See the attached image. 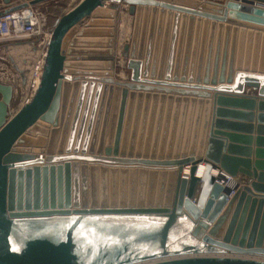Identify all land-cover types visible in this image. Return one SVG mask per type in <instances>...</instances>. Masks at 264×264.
Instances as JSON below:
<instances>
[{"label":"water","instance_id":"obj_1","mask_svg":"<svg viewBox=\"0 0 264 264\" xmlns=\"http://www.w3.org/2000/svg\"><path fill=\"white\" fill-rule=\"evenodd\" d=\"M120 4L128 81L114 78ZM88 16L104 29L77 32ZM84 44L100 49L69 48ZM70 67L101 72L72 80ZM171 95L264 109V0H79L57 18L36 93L13 117L0 83V264H264V164L225 145L240 137L218 130L238 125L215 119L238 113L209 119L206 102L194 116L192 100L186 114Z\"/></svg>","mask_w":264,"mask_h":264},{"label":"crops","instance_id":"obj_2","mask_svg":"<svg viewBox=\"0 0 264 264\" xmlns=\"http://www.w3.org/2000/svg\"><path fill=\"white\" fill-rule=\"evenodd\" d=\"M78 1L79 0H77L74 4L68 5L62 12H59L58 16H56L55 20L57 18H59L60 16H62L63 14H66L67 12H69L78 3ZM159 1H164V0H159ZM210 1L223 2V0H210ZM174 4L177 7H188V8L196 9V11L198 10V7L192 6L189 4H184V3H174ZM108 5L109 4H105L104 7L107 8ZM119 7L120 8L118 11L119 15H118V27H117V44H116V53H115L116 64H115V70H114V78L121 80V81H128L129 78H128V72L125 71V62L123 61L124 59H122V57L120 56L121 51L119 50V48L121 49V46H119L118 44H119L120 32L121 31L124 32V29H123L124 26L123 25L120 26V23H125L124 25H127L128 29H130L132 17L129 16L128 13L126 12L127 6H125L124 4H120ZM181 15L182 14H180V16H179L180 18H178L177 24H176L178 29L180 28V25H181ZM189 18H190V16H186L185 22H184V27H185V31H184L185 33L184 34L185 35H186V30L190 24ZM196 19H198V18L194 17L193 22L191 23V26H193V28L196 25ZM55 20H53L48 25V27H51ZM87 20H88V22L86 24H83L82 26H79L77 24L74 26V28L76 27L77 32L97 31L100 29H104L100 26H89V22H91V21H104V19L91 18L88 16ZM164 20H165V18H164ZM202 21H204V20L202 19ZM172 24H173V17L170 18L169 28L172 27ZM200 25L202 28L203 24H200ZM209 31H210V26H208V28H207L208 33H209ZM123 32H121V34H123ZM192 33L194 34V32H192ZM199 33H201V32H199ZM78 34L79 33L74 34V36L71 38V41H73V40L84 41L86 39H93L90 35H82V36L78 37ZM260 34L262 35V32H260ZM129 36H130V34H129ZM245 40H246V38H245ZM118 46H119V48H118ZM69 48L73 49L74 51H91V50L100 49V48H93V47L87 46L85 44L84 45H73L72 47H69ZM78 53L75 52V55L67 56V58L81 59V58H92V57H94V56H84V55H86V54H84V52H78ZM72 63H86V62L76 61V62H72ZM255 67H256L255 70H257L258 66H255ZM118 68H122V69L118 70ZM68 69L71 71L69 77H71L72 80L77 77V76H75V73H87V72L100 73L101 72L98 69L87 70V69H83L81 67H79V68L78 67H70ZM247 69H248L247 71L251 70L250 64H247ZM71 84H73L72 81H71ZM200 85H202V84H200ZM207 86L208 87L211 86L210 83H207ZM213 87L217 88L218 86H213ZM135 93H138V92H135ZM154 94H156V97H160L162 95V94L153 93V92L148 93L149 97H152ZM141 95L145 96V95H147V92H141ZM163 95L166 98L169 97V95H167V94H163ZM255 95H256L255 89L248 88V87L244 88L243 96L255 97ZM170 97L173 100L178 98L179 101H182L185 97V99L187 101V104L185 107V113L186 114H188L189 103H190V101L193 100L192 113L194 116L198 111V107H200L199 109L201 112L204 111L206 102L209 103V106H208L209 107V109H208L209 110V113H208L209 119H211L210 117L212 116V112H213L214 107L215 108H221L224 111H227L229 113L230 112L238 113V114H234V116L223 115L221 118H218L215 116V119H219V120L223 121L224 123L238 125L235 128L225 126V127H222L218 130V131H221L222 133H227L229 135H238V137H240V139L236 142H231V141H229V139H226L224 144L225 145L232 144V145L238 146L240 148V152L238 153V155L241 157H245V159L250 160L252 163V166H253V163L255 160L260 164H264V120L260 119V116L261 117L264 116V109L260 108L258 106V103H259L258 101H256L255 106L253 108H251V107H248L246 105H235V104H233V105H231V104L220 105L219 103H213L212 99H205V98H198V97L176 96V95H171ZM248 115H251V118ZM247 151H249L248 156H247ZM260 169L264 171V167L260 168ZM238 181H240L239 183H244L245 181H247V183H248L252 180H251V178H248L245 176H239Z\"/></svg>","mask_w":264,"mask_h":264},{"label":"built area","instance_id":"obj_3","mask_svg":"<svg viewBox=\"0 0 264 264\" xmlns=\"http://www.w3.org/2000/svg\"><path fill=\"white\" fill-rule=\"evenodd\" d=\"M2 5L6 7L10 6L4 4L3 0H0V6ZM7 9L8 8H0V13H2L0 14V43L17 42L21 39H30L32 37H36L37 39L34 41V44L36 46L34 60L30 64L28 71L24 76H21V74L13 75L6 74L5 72L3 73L2 68L0 67V83L11 87L12 101L15 100V96H17L18 88L20 90L18 102L16 103L15 107H13L12 105H10L9 107V116L13 117L18 112V110L21 109V107L31 101L40 84L43 67L45 65L46 52L51 38L52 26L45 27V15L33 6H28L27 8L21 10L5 13L4 11ZM128 41L125 44H127ZM120 56L122 57V54H120ZM122 59L124 58L122 57ZM19 83L22 85V87ZM189 170L190 167H184L182 178H189ZM184 171H187V173L184 174ZM215 172L216 173L213 176L217 178L218 172ZM231 180L232 179L230 177H227L226 181L220 180L219 184L224 188H227L228 182ZM233 181L234 183H239L238 180ZM233 195L234 191H231L227 195V201H229Z\"/></svg>","mask_w":264,"mask_h":264},{"label":"rangeland","instance_id":"obj_4","mask_svg":"<svg viewBox=\"0 0 264 264\" xmlns=\"http://www.w3.org/2000/svg\"><path fill=\"white\" fill-rule=\"evenodd\" d=\"M10 1L12 2L10 6L6 7L2 5L0 6V8L5 9V8L13 7L23 3H28L31 0H10ZM76 1L77 0H48L33 7L40 10L45 15L46 17L45 27H47L53 20H55L59 12H62L68 5L74 4ZM124 24L125 23H121V25L124 26L123 28L124 32L121 31L123 32V34H121L120 32L119 44H118L121 47L129 40L128 37L129 34H131V28L128 29V26ZM35 40H37L36 37H32L30 39L24 38L17 42L0 43V67L2 68V72L13 75L21 74V76L22 75L24 76L27 73L30 64L34 60V53L36 52V46L34 44ZM119 50L121 51L120 54H122V49L119 48ZM123 61L125 62V60ZM121 69L122 68H118V70ZM19 94H20V90L18 88L17 96H15V100L11 102V105L13 107H15L16 103L18 102Z\"/></svg>","mask_w":264,"mask_h":264},{"label":"bare ground","instance_id":"obj_5","mask_svg":"<svg viewBox=\"0 0 264 264\" xmlns=\"http://www.w3.org/2000/svg\"><path fill=\"white\" fill-rule=\"evenodd\" d=\"M126 9H127V7H126ZM122 11V10H121ZM127 12V11H126ZM120 26H121V23H120ZM129 38V37H128ZM123 47V46H122ZM122 47H121V49H122ZM203 171H204V164H199V166H198V170H197V176L199 177L202 173H203ZM187 173V171H184V174H186ZM215 171H213L212 172V175H215Z\"/></svg>","mask_w":264,"mask_h":264}]
</instances>
